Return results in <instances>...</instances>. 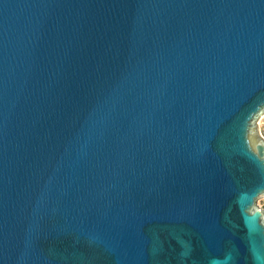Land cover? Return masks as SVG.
I'll return each instance as SVG.
<instances>
[{"label": "water", "instance_id": "95a60500", "mask_svg": "<svg viewBox=\"0 0 264 264\" xmlns=\"http://www.w3.org/2000/svg\"><path fill=\"white\" fill-rule=\"evenodd\" d=\"M263 195L264 0H0V264H264Z\"/></svg>", "mask_w": 264, "mask_h": 264}, {"label": "snow or ice", "instance_id": "6c2138e0", "mask_svg": "<svg viewBox=\"0 0 264 264\" xmlns=\"http://www.w3.org/2000/svg\"><path fill=\"white\" fill-rule=\"evenodd\" d=\"M245 120H246V117H244L243 123H244ZM242 131H243V124H242Z\"/></svg>", "mask_w": 264, "mask_h": 264}, {"label": "rangeland", "instance_id": "374dc122", "mask_svg": "<svg viewBox=\"0 0 264 264\" xmlns=\"http://www.w3.org/2000/svg\"><path fill=\"white\" fill-rule=\"evenodd\" d=\"M264 196V195H263Z\"/></svg>", "mask_w": 264, "mask_h": 264}]
</instances>
